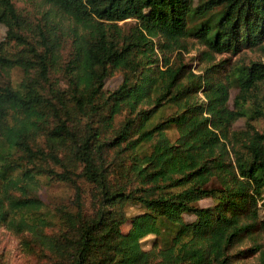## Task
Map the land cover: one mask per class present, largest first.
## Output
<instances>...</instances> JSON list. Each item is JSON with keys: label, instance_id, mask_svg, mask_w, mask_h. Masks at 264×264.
<instances>
[{"label": "trees", "instance_id": "obj_1", "mask_svg": "<svg viewBox=\"0 0 264 264\" xmlns=\"http://www.w3.org/2000/svg\"><path fill=\"white\" fill-rule=\"evenodd\" d=\"M41 1L69 20L67 31L0 0V226L41 264H232L238 253L264 264L253 236L264 230V128L222 130L239 116L264 118V61L234 69L230 108L212 65L186 81L185 64L155 49L187 35L207 56L264 45V0ZM115 70L122 79L108 89ZM190 87L206 100L189 98ZM229 135L240 144L228 147ZM40 175L68 183L70 200L46 204ZM204 197L213 203H196ZM246 237L252 245L231 252Z\"/></svg>", "mask_w": 264, "mask_h": 264}, {"label": "rangeland", "instance_id": "obj_2", "mask_svg": "<svg viewBox=\"0 0 264 264\" xmlns=\"http://www.w3.org/2000/svg\"><path fill=\"white\" fill-rule=\"evenodd\" d=\"M15 6L23 12L28 18L32 20L33 23H40L44 26L60 25L68 30L70 25L69 20L61 14L58 9L51 6L48 3H44L41 0H13ZM127 22H133L132 19L127 18ZM6 35V26L3 23H0V41L5 39ZM67 42L70 41V37L66 34ZM158 37H154L157 39ZM163 37L159 36V41L161 42ZM183 45L180 47L167 48L164 47V52L158 48L156 53L158 57L162 54L169 55L172 60L176 62H183L185 67L181 76L183 80L188 79L190 72L196 75L199 73H204L205 69L209 66V71H212V76L216 80L229 84L228 91L229 95L226 101L228 107L232 108L234 106V98L238 93V87L231 83V78L233 77V71L238 65L248 64L250 61L262 60L264 61V45H252L247 46L246 44L237 45L235 49H229L227 51L216 52L212 51L211 56H207L208 47L202 44L195 36L187 35L181 37L180 40ZM264 43V39L262 41ZM65 43V44H66ZM64 44V45H65ZM69 44L67 43L63 49V55L66 56L67 49ZM20 77V71L17 69L13 70L12 78L18 79ZM122 79V74L119 70L113 71V73L107 77L105 81V87L108 89L115 88ZM196 87H190L186 91L187 96L192 99H197L198 101H205V96L203 89L198 88L195 91ZM248 104V103H247ZM176 105L174 106H165L164 113L168 114L174 112ZM204 114H207L204 111ZM247 121L253 125L254 128L262 130L264 128V118L256 117L249 119L248 116L243 115L234 119L231 122H228L225 126L222 127V130L226 132H232L234 130L243 131L247 128ZM169 138L174 140L179 134L178 128L175 126L166 130ZM224 140L228 147L234 143L235 146L240 144V141H237L236 138L229 135V138L221 137ZM232 156V155H231ZM40 188L39 195L43 201L52 206L53 203L69 201L72 197V187L68 183L49 180L45 175H40ZM82 186L85 190V195L88 196L89 185L85 182H82ZM264 191V189H263ZM264 192L263 196L258 200V215L261 218H264ZM88 202V199L86 198ZM199 205H211L213 200L210 197H204L196 201ZM136 209L131 207L130 211H135ZM184 221H191L194 219V215L188 212H184L182 215ZM129 227V222L123 225V229L126 230ZM253 236L256 238V242L260 243L264 248V230L256 231ZM155 239L153 234H149L142 238V245L144 248H150L152 246L153 240ZM252 237H246L241 243L231 249V252L236 251L238 248H247L252 245ZM247 253H238L233 257L232 264H261L258 260L257 253L254 255H246ZM0 261L5 262L6 264H41L37 261L36 257L31 254H25L19 245V239L16 234L11 230L7 229L4 226H0Z\"/></svg>", "mask_w": 264, "mask_h": 264}]
</instances>
